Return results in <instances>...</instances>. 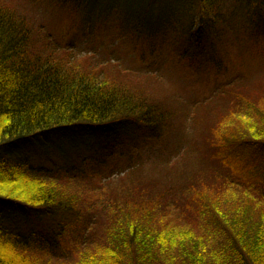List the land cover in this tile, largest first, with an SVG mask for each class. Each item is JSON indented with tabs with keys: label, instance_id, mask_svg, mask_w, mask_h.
Returning a JSON list of instances; mask_svg holds the SVG:
<instances>
[{
	"label": "trees",
	"instance_id": "obj_1",
	"mask_svg": "<svg viewBox=\"0 0 264 264\" xmlns=\"http://www.w3.org/2000/svg\"><path fill=\"white\" fill-rule=\"evenodd\" d=\"M248 1L238 2L235 11ZM72 2L81 10L91 0ZM199 2L200 16H210L211 23L230 14L226 0ZM128 3H135L128 16L139 6L134 27L141 28L152 15L153 0L102 2L121 12ZM249 7L253 21L261 13L264 27V0L250 1ZM173 9L162 8L157 19ZM157 25L163 26L161 21ZM34 41L28 15L0 0V204L20 212L24 225L23 213H32L39 233H52L45 240L33 227L22 230L2 220L0 264H264V99L236 93L220 114L207 134L215 166L210 176L194 170L167 192L144 183L147 187L123 191V201L83 206L87 198L64 186V180H81L75 174L67 177V164L57 170L55 163L51 174L44 164L12 159L10 152L49 145L55 135L59 145H72L71 135L85 141L90 136L84 133L106 135L128 125L161 139L174 125V115L79 76L86 73L78 71L72 54ZM251 44V63L263 61L264 46L254 38ZM209 65L221 72L213 58ZM229 82L244 88L248 81L242 73ZM42 250L50 262L34 257Z\"/></svg>",
	"mask_w": 264,
	"mask_h": 264
},
{
	"label": "rangeland",
	"instance_id": "obj_2",
	"mask_svg": "<svg viewBox=\"0 0 264 264\" xmlns=\"http://www.w3.org/2000/svg\"><path fill=\"white\" fill-rule=\"evenodd\" d=\"M3 1L28 15L37 45L41 44L37 40L42 41L51 49L72 54L81 68L78 71L86 73L79 76L105 84L107 90L114 88L120 95H125L120 90L130 92L134 101L152 102L174 115V125L171 122L172 128L161 139L128 125L106 135L84 133L90 136L85 141L71 135L72 145L69 141L59 145L60 138L55 135L49 145L19 146L8 153L12 159L44 164L51 174L55 163H59L57 170L62 163L67 164V177L75 174L81 180H64L68 182L64 186L87 198L83 206L92 203L103 207L116 199L123 201V191L144 183L167 192L197 171L210 176L215 166L207 139L220 114L236 93L252 101L264 99V60L251 63V38L259 47L264 46L261 13L257 22L249 15L253 0L237 12V3L247 0H226L224 8L230 14L217 24L210 22V16H200L199 0H153L152 15L142 20L141 28L134 27L139 6L128 16L135 3L123 5L121 12L102 4L109 0H91L81 10L72 0ZM168 6L174 9L165 19H157ZM159 21L163 26L157 25ZM212 58L221 64V72L209 65ZM96 66L101 67L98 70ZM242 73L248 81L244 88L229 84ZM29 213H23L28 220L24 225L20 212L0 204V224L37 229L36 218ZM39 234L45 240L52 235L47 231ZM44 252L37 251L34 257L50 262L51 257Z\"/></svg>",
	"mask_w": 264,
	"mask_h": 264
}]
</instances>
